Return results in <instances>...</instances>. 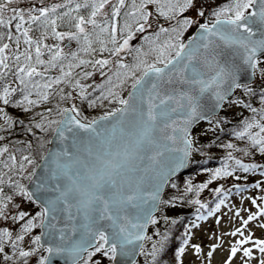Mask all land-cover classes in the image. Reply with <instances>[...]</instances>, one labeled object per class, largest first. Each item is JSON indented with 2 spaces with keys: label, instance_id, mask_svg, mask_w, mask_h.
Segmentation results:
<instances>
[{
  "label": "snow or ice",
  "instance_id": "1",
  "mask_svg": "<svg viewBox=\"0 0 264 264\" xmlns=\"http://www.w3.org/2000/svg\"><path fill=\"white\" fill-rule=\"evenodd\" d=\"M21 4L0 0V132L23 124L7 111L19 109L32 113L25 125L32 139L15 142L20 147L0 145V264H53L61 256L66 264H103L104 258L137 264L139 256L165 264L167 233L155 231L153 240L146 231L166 222L165 211L193 191L181 192L174 182L199 151L193 126L212 124L220 110L238 106L250 112L233 133L244 147L222 145L227 159L234 152L264 155V0H228L210 19L196 0H31L27 8L14 6ZM191 11L195 16L184 15ZM154 19L168 26L151 32ZM145 33L144 45L133 48L137 34ZM133 51V62L124 63L121 53ZM105 53L117 59L96 58ZM97 73L100 82L92 79ZM241 73H259V91L256 81L242 83ZM6 139L0 135V142ZM54 142L55 149L48 147ZM235 165L245 173L258 167L239 159ZM228 167L216 169L208 184L233 176ZM190 202L206 207L199 199ZM258 217L264 208L243 224ZM237 233L243 236L242 229ZM146 241H152L150 250ZM247 243L264 264V240L250 235L230 256L242 251L251 258L253 249L240 247ZM183 255L181 247L172 264H183Z\"/></svg>",
  "mask_w": 264,
  "mask_h": 264
},
{
  "label": "trees",
  "instance_id": "2",
  "mask_svg": "<svg viewBox=\"0 0 264 264\" xmlns=\"http://www.w3.org/2000/svg\"><path fill=\"white\" fill-rule=\"evenodd\" d=\"M156 28L158 30L157 25ZM60 30L66 29L61 28ZM185 36H187V32L184 34V39H186ZM164 39L165 36L162 35L161 41ZM47 43L52 44L56 42L53 39H50ZM75 47L76 45L73 42L72 48L74 49ZM135 55L136 53L134 52L132 59L130 58L128 61L129 63L133 62ZM106 56H108L107 53H105L103 57L97 56L96 58L99 59ZM257 79L258 80L253 84V87L259 91L261 81L259 77ZM242 98L245 100L250 99L246 96ZM252 103L254 107L260 106L258 98L252 100ZM63 106H68V104ZM7 111L14 120L23 121V124L16 123L9 132H0V135H5L7 138L6 141L0 142V145L9 142L15 143L18 141L31 140L32 137L26 132L25 125H28L32 113H24L23 111L14 108H8ZM34 111H43V107L36 108ZM87 112L89 115L97 114L90 109H87ZM249 116V111H243L238 106L226 107L222 113L213 120V123L210 124V129H208L209 131L206 135L200 136V138L197 137L198 132L201 133L200 126L196 127L193 131L192 136L195 139L194 148H198L199 151H194L192 153L191 163L187 173L180 174L174 178V182L180 186L179 190L181 192H183L186 187H191L193 191L187 193L183 200L175 201V207L165 211V215L167 216L166 222L161 219L160 224L150 226L149 236H153V232L159 231L167 233L169 237L167 242L168 254L164 258L165 264H172L173 254L178 251L179 248L183 247L184 244L191 241L193 235L192 228L195 223L210 219V217H212V215L218 210L216 206L217 204H220L221 200H223L224 204L235 194L245 192L253 185L258 184V174H264V164H259L254 171H249L247 173L235 165V159H239L241 163L244 164L246 162H257L258 160L264 161V155L256 152L255 155L245 156L241 152H234V159L228 160L227 153L229 150L222 146L227 143H234L237 144L238 147H244V144L238 141L233 133L237 130V125L240 123L241 118H247ZM34 131L37 132V135H41L38 130L34 129ZM51 136L52 135L49 134L48 138L50 139ZM9 146L11 147L12 144L9 143ZM15 146L20 147V144L15 143ZM225 164L229 166L228 170L233 171L234 175L231 177L217 178L216 180H213L212 183L208 184V181L211 179V174L216 169L222 168ZM236 177H239V179ZM203 184H208V187H211L209 193H206V188H204L203 191H200V187ZM215 186H219V189H221L219 193L215 191L217 189ZM197 193L199 194L197 195ZM196 199H199L201 204L206 205V207L200 208L199 205L190 202ZM223 204H220V206ZM197 209H199V211H197ZM173 221H175V223H173ZM157 239L158 237L153 236V240ZM151 243L152 241L146 242L145 248L147 250L151 249ZM150 259V257L141 256L139 264H149ZM183 264L185 263L183 262Z\"/></svg>",
  "mask_w": 264,
  "mask_h": 264
},
{
  "label": "rangeland",
  "instance_id": "3",
  "mask_svg": "<svg viewBox=\"0 0 264 264\" xmlns=\"http://www.w3.org/2000/svg\"><path fill=\"white\" fill-rule=\"evenodd\" d=\"M198 6H203L205 11L216 10L219 6H223L228 3V0H196ZM31 4V1H23L21 5L14 6H23L27 8ZM211 13L208 18L210 19ZM184 15L186 16H195V11L187 12ZM201 22H206L201 20ZM153 27L150 31H158L155 25L157 24V19L152 21ZM161 25H166L165 22H161ZM195 26L189 28L187 31V36L190 37L195 31ZM137 34L136 39L131 42L133 48L140 47L144 45L142 35ZM150 34V33H149ZM67 43V41H65ZM134 55L133 52H124L121 53V56L124 58V63H129L128 60ZM112 60H116L115 57H105ZM113 67V65H109ZM92 79L97 82L101 81L99 73H97ZM90 82V81H89ZM2 123V121H0ZM201 133L198 132V136H204L208 133L210 129L209 123L201 124L200 127ZM255 163L257 165L264 164L263 160H258L257 162H246L245 164ZM258 185H253L251 188L246 190L241 194H235L233 197L229 198L218 210L213 214V217L209 220H203L196 223L193 228V238L186 246H184V255L183 260L185 264H226V261H231V264H258L261 255L254 247L253 244L247 243L241 245V248H252L253 255L251 258L243 256L242 251H238L235 257L230 256V251L233 246L237 245V242L243 239V236H251L253 240L261 239L264 240V228L260 227L261 224H264V217H258L257 220L249 222L247 226L243 224V221L247 219L250 214L258 213L260 208H264V176H258ZM219 188V186H215ZM209 193L211 187L206 188ZM255 200L256 203L253 204L252 201ZM239 213V216L236 213ZM237 229L243 230V236L239 233L237 235H232L236 232ZM200 249V252L195 251L196 248ZM213 249H215L213 251ZM211 252V257L208 256V253ZM99 260V259H97Z\"/></svg>",
  "mask_w": 264,
  "mask_h": 264
},
{
  "label": "water",
  "instance_id": "4",
  "mask_svg": "<svg viewBox=\"0 0 264 264\" xmlns=\"http://www.w3.org/2000/svg\"><path fill=\"white\" fill-rule=\"evenodd\" d=\"M194 34H195V33H194ZM254 79H255V77H253L250 73H241V82L244 83V84H249V83L253 82ZM220 111H221V110H220ZM220 111H219V113H220ZM219 113H218V114H219ZM198 123H199V122H198ZM198 123H197V124H198ZM197 124H195V125L193 126V128H194ZM193 128H192V129H193ZM192 129H191V131H192ZM51 139H53V137H52ZM48 147H51V148L55 149V148L57 147V145H56V143L54 142L52 145H49ZM188 165H189V163H188L183 169H181L180 172L177 173V175L180 174V173H182V172H184V171L187 169ZM147 230H148V229H147ZM146 234H147V231H146ZM53 264H66V262H65V259H64L62 256H61V257H53Z\"/></svg>",
  "mask_w": 264,
  "mask_h": 264
},
{
  "label": "flooded vegetation",
  "instance_id": "5",
  "mask_svg": "<svg viewBox=\"0 0 264 264\" xmlns=\"http://www.w3.org/2000/svg\"><path fill=\"white\" fill-rule=\"evenodd\" d=\"M95 259H99L100 260L99 255ZM103 264H109V261L106 258H104L103 259Z\"/></svg>",
  "mask_w": 264,
  "mask_h": 264
}]
</instances>
